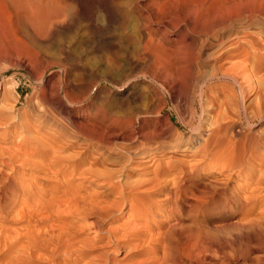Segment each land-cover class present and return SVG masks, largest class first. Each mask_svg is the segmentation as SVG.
I'll return each instance as SVG.
<instances>
[{
  "label": "rangeland",
  "instance_id": "obj_1",
  "mask_svg": "<svg viewBox=\"0 0 264 264\" xmlns=\"http://www.w3.org/2000/svg\"><path fill=\"white\" fill-rule=\"evenodd\" d=\"M51 1L0 0V264H264L263 8Z\"/></svg>",
  "mask_w": 264,
  "mask_h": 264
},
{
  "label": "bare ground",
  "instance_id": "obj_2",
  "mask_svg": "<svg viewBox=\"0 0 264 264\" xmlns=\"http://www.w3.org/2000/svg\"><path fill=\"white\" fill-rule=\"evenodd\" d=\"M49 1H51V0H49ZM53 1V0H52ZM51 1V3H53ZM127 0H125V2H126ZM133 1H135V0H133ZM162 1H164V0H162ZM172 1V0H171ZM174 1V0H173ZM178 1V0H177ZM186 1V0H185ZM188 1H190V0H187V2ZM216 1V2H215ZM14 2H15V0H14ZM21 2V1H20ZM46 2V1H45ZM128 2V1H127ZM168 2V1H167ZM179 2V1H178ZM219 2V4L221 3V1H218V0H204V1H199L198 2V0L196 1V0H193V1H190V2H188V3H191V5H190V7L188 8V11H187V14H186V17H185V23H191V24H193L194 25V23H199L200 24V20H203V21H205V23H208L209 24V26L210 25H215V23L214 22H216V23H220V24H222L223 23V19H222V17H221V15H223V14H219V13H221V8H219L221 5H217L216 3H218ZM255 2V4L256 5H259L260 6V9H261V7L263 8V9H261L260 10V12L257 10V9H251L250 10V12H249V14H248V20L247 21H249L250 22V25L252 26V28L253 27H255V28H261V29H263L264 28V0H256V1H254ZM29 3V2H28ZM56 3H58V2H56V0H55V3L54 4H56ZM165 3V2H164ZM180 3H183V2H180ZM188 3H185V4H188ZM32 4V3H31ZM223 4V3H222ZM179 5V4H178ZM189 5V4H188ZM51 6H52V4H51ZM59 6V5H58ZM57 6V7H58ZM129 6V5H128ZM183 6V5H182ZM185 6V5H184ZM183 6V7H184ZM187 6V5H186ZM185 6V7H186ZM180 7V6H179ZM33 8V7H32ZM56 8V7H55ZM132 8V7H131ZM30 9H31V7H30ZM38 9V7L37 8H35L34 7V9H32L31 11H34V10H37ZM52 8H49V10H51ZM58 9H60V8H58ZM184 9V8H183ZM246 9V8H245ZM40 10H42V9H40ZM40 10H37L38 12L40 11ZM49 10H46L47 12L49 11ZM134 10V9H133ZM136 10V9H135ZM30 11V12H31ZM54 11H57V10H54ZM53 11V12H54ZM128 11V10H127ZM245 11V10H244ZM42 12V11H41ZM59 11H57V13H58ZM184 12V11H183ZM34 13V12H33ZM50 13V12H49ZM48 13V14H49ZM52 13V12H51ZM50 13V14H51ZM223 13H225V12H223ZM229 13V12H228ZM247 13V12H246ZM35 14H37V13H35ZM42 14V13H41ZM49 14V15H50ZM54 13H52L51 15H52V17H54V16H56V17H58L59 16V14H61V12L58 14V15H53ZM108 14H111L110 12H108L107 13V15ZM129 14V13H128ZM128 14H126V15H128ZM130 14H133V13H131V9H130ZM244 14H245V12H244ZM26 15V14H25ZM138 15V14H137ZM225 15V14H224ZM223 15V16H224ZM247 15V14H246ZM32 16H33V14H32ZM32 16H30L31 18H32ZM36 16V15H35ZM45 16H47V17H50V16H48V15H46V13H45V15H44V17ZM135 16V15H134ZM244 16V15H243ZM25 17V16H24ZM29 17V19H31ZM39 17V16H38ZM40 17H42V18H44L43 17V14H42V16L40 15ZM39 17V18H40ZM52 17H50V18H52ZM55 17V18H56ZM129 17V16H128ZM137 16H135V18H136ZM139 17H141V18H143L142 16H139ZM146 17V16H145ZM148 17V16H147ZM146 17V18H147ZM155 17V16H154ZM231 17V16H230ZM232 17H233V15H232ZM242 17V16H241ZM245 17V16H244ZM247 17V16H246ZM141 18H139V19H141ZM157 18V17H156ZM29 19L27 20L28 22H29ZM37 20H36V22H35V24L36 23H39V22H37V21H39L38 20V18H36ZM48 19V18H47ZM53 19V18H52ZM241 19V18H240ZM44 20V23L46 22L45 20H46V17L43 19ZM43 20L40 22V23H42L43 22ZM144 20H145V18H144ZM244 20V19H243ZM33 20L31 19V21L30 22H32ZM227 21V20H226ZM229 21H231V20H229ZM229 21H227V22H229ZM246 21V22H247ZM29 22V23H30ZM48 22L51 24V22L48 20ZM139 22H141V20L139 21ZM142 22H144V21H142ZM239 22V21H238ZM237 22V23H238ZM44 23H42L41 25H43V27L45 26V24H47V22L44 24ZM48 23V24H49ZM52 23H53V21H52ZM201 23H204V22H202L201 21ZM204 23V24H205ZM230 23V22H229ZM26 24H27V22H26ZM34 24V25H35ZM49 24V25H50ZM54 24V23H53ZM141 24V23H140ZM168 24V23H167ZM190 24V25H191ZM219 24V25H220ZM232 24V23H231ZM169 25V24H168ZM201 25V24H200ZM200 25H198V27L200 26ZM212 25V26H213ZM224 25H225V23H224ZM227 25V24H226ZM235 25H237V24H235ZM247 25H249L248 23H247ZM26 26V25H25ZM28 26V25H27ZM27 26H26V28H27ZM47 26V25H46ZM51 26V25H50ZM137 26H138V22H137ZM147 26V25H146ZM186 26V25H185ZM192 26V25H191ZM196 26H197V24H196ZM195 25H194V28H190L189 30H190V32H191V30L192 31H195V27H196ZM202 26V25H201ZM206 26H208V25H206ZM206 26H205V28H206ZM212 26H210V27H212ZM228 26V25H227ZM245 26H246V24H245ZM35 27V28H34ZM34 27H32V25H31V27L30 28H34L33 30L35 31V29H36V27H38V26H34ZM39 27H42V26H39ZM38 27V28H39ZM43 27H42V29H43ZM142 27H143V24H142ZM188 27V26H187ZM190 27V26H189ZM188 27V28H189ZM197 27V28H198ZM231 26H229L228 28H230ZM241 27V26H240ZM244 27V26H243ZM28 28H29V26H28ZM29 28V29H30ZM136 28V27H135ZM144 28H145V26H144ZM149 28V27H148ZM187 28V29H188ZM202 28V27H201ZM219 28H220V26H219ZM227 28V27H226ZM227 28V29H228ZM232 28H234V25H233V27ZM236 28H239V26L237 27H235V29ZM247 28H248V26H247ZM251 28V27H250ZM249 28V30H251ZM184 29V28H183ZM213 28H210L209 29V31H211ZM221 29V28H220ZM223 29H225V27L223 28ZM241 29V28H240ZM244 29V28H243ZM261 29H259V30H261ZM33 30H31L32 32H33ZM37 30V29H36ZM137 30V29H136ZM148 30V29H147ZM151 30V29H150ZM199 30V29H198ZM216 30V29H215ZM247 30V29H246ZM28 31V30H27ZM30 31V30H29ZM31 31H30V33H31ZM188 31V30H187ZM218 31H221V30H218ZM223 31V30H222ZM229 31H230V29H229ZM240 31V30H239ZM248 31V30H247ZM37 31H35L34 33H36ZM189 32V33H190ZM226 32V31H225ZM224 31L222 32V33H225ZM228 32V31H227ZM233 32V31H232ZM148 33V32H147ZM221 33V34H222ZM231 33V32H230ZM37 34V33H36ZM35 34V35H36ZM139 34H141V33H139ZM138 34V35H139ZM186 35L188 34V33H185ZM195 34V33H194ZM251 33H249V35H250ZM32 35V34H31ZM35 35H33V36H35ZM185 35V36H186ZM208 35V34H207ZM229 35V34H228ZM264 34H262V36H263ZM141 36H143V34L141 35ZM150 37L152 36V34L151 35H149ZM202 36V35H201ZM131 37H132V34H131ZM146 37V36H145ZM192 37V36H191ZM195 36H193V38H194ZM208 37V36H207ZM222 37V36H221ZM142 38V37H141ZM151 38H153V36L151 37ZM182 38H183V36H182ZM201 38V37H200ZM200 38H198L197 39V41L200 39ZM240 38V37H239ZM149 39V38H148ZM148 39L145 41L146 42V46H147V43H151L150 41L151 40H149V42H148ZM192 39V38H191ZM195 39V38H194ZM207 39V38H206ZM216 39V38H215ZM135 40H136V38H135ZM153 40V39H152ZM203 40V39H202ZM202 40H201V42H202ZM222 39H220V41H221ZM0 41H1V39H0ZM206 41V40H205ZM155 42H157V41H155ZM154 42V43H155ZM195 41H193V43H194ZM199 42V41H198ZM201 42H199L200 43V45L202 44ZM216 42V41H215ZM191 43H192V40H191ZM192 43V44H193ZM206 43V42H205ZM192 44L190 45V43H189V45L191 46V50H192ZM241 54H240V52H238V54H240V56L243 58L242 60H243V64L241 65V66H244L245 67V69H247L249 66H251L253 69H250V70H257L258 72H259V69H262L263 68V65L261 66V64L260 63H256V59H258L259 61H261L260 59H264V39H261L259 36H255V37H252V39L251 40H249V39H245V41H241ZM240 44H239V46H240ZM156 45H157V43H156ZM155 45V46H156ZM194 45V44H193ZM196 45V44H195ZM238 46V47H239ZM195 47V46H194ZM201 47V46H200ZM237 47V46H236ZM229 48V47H228ZM151 49H153V48H151ZM197 49V48H196ZM199 49V48H198ZM198 49L196 50V52H198ZM232 49V48H231ZM231 49H227V51H225V53L226 54H231L230 53V50ZM239 49V48H238ZM237 48L235 49V50H238ZM240 50V49H239ZM193 51V50H192ZM201 50H199V52H200ZM234 51V50H233ZM156 52V51H155ZM154 52V53H155ZM151 54V53H150ZM237 54V53H236ZM152 55V54H151ZM151 55H149V56H151ZM156 55V54H155ZM155 55H153L152 57H155ZM193 55V54H192ZM194 55H196V54H194ZM225 55V54H224ZM235 55V54H234ZM220 56H223V55H220ZM239 56V57H240ZM151 57V58H152ZM198 57V56H197ZM219 57V56H218ZM145 58V57H144ZM151 58H150V60H151ZM146 59V58H145ZM153 59V58H152ZM197 60V59H196ZM190 61V60H189ZM195 61V60H194ZM151 62V61H150ZM154 62V61H153ZM188 62V61H187ZM196 62V61H195ZM155 63V62H154ZM197 64V63H196ZM196 64H195V66H196ZM199 64V63H198ZM159 65V64H158ZM175 65H177V64H175ZM181 65H182V63H181ZM184 65V64H183ZM110 66H113V65H110ZM191 67L192 68V66H193V64L192 63H186L185 65H184V67L185 68H187V67ZM180 67V66H179ZM114 68V67H113ZM116 68V67H115ZM114 68V69H115ZM117 68H119V67H117ZM116 68V69H117ZM168 68H169V66H168ZM168 68H167V66L165 67V69H167L168 70ZM174 68H176L175 66L171 69L172 71H174L175 69ZM182 68V67H181ZM198 68V67H197ZM112 69V68H111ZM174 69V70H173ZM179 68H176V70H178ZM189 69V68H188ZM188 69H187V71H188ZM193 69H195V68H193ZM193 69H189V70H191L192 72H193ZM120 70V69H119ZM170 69L168 70V71H171ZM115 71V70H114ZM118 71V70H117ZM171 71V72H172ZM257 71H254L255 73L257 72ZM250 72V71H249ZM257 72V73H258ZM259 73H261V72H259ZM249 74V73H248ZM252 74V73H251ZM236 81V80H235ZM167 85V84H166ZM264 85V84H263ZM243 89V88H242ZM244 90V89H243ZM62 100V99H61ZM61 102V101H60ZM65 107V106H64ZM143 135V134H142ZM144 135L145 136H147L145 133H144ZM61 155L60 156H58V155H54V162L56 163V162H58V161H60L61 160ZM117 159V158H116ZM38 161V160H37ZM101 173V172H100ZM99 173V174H100ZM98 175V174H97ZM95 181L96 182H98L99 181V176L97 177V179H95ZM121 181V180H120ZM122 184V183H121ZM117 186L118 187H120L121 185L120 184H117ZM123 186V185H122ZM121 190H122V187H121ZM123 192V191H122Z\"/></svg>",
  "mask_w": 264,
  "mask_h": 264
}]
</instances>
